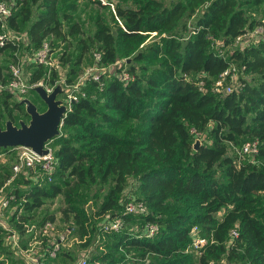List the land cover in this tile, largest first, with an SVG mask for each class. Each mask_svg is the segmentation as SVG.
Listing matches in <instances>:
<instances>
[{
  "label": "trees",
  "instance_id": "trees-1",
  "mask_svg": "<svg viewBox=\"0 0 264 264\" xmlns=\"http://www.w3.org/2000/svg\"><path fill=\"white\" fill-rule=\"evenodd\" d=\"M30 1L38 3L33 17L27 0H21L17 12L4 22L0 19V31L25 24L27 42L20 45L24 52L32 53L49 36L63 38L81 31L78 22L63 29L61 0ZM124 1L115 2V13L100 4L122 24L112 31L97 19L88 38L98 44L100 62L110 64L124 57L116 70L125 69L130 78L125 82L116 72H103L101 83L91 80L93 91L70 101L62 118L64 131L50 139L55 141L57 162L51 178L38 164L26 167L19 171L25 186L8 190L14 206L6 220L10 231L19 234L23 246L33 217L30 211L61 194L66 206L60 211L66 220L72 215L74 232L84 238L82 245L90 244L106 217L123 220L118 230L106 231L111 242L93 250L87 264H230L233 259L264 264V36L234 45L236 35L259 25L264 28V15L251 16L244 0ZM147 37L151 42L139 48ZM13 41L0 45V53L21 51ZM85 46L66 62L79 65ZM2 65L0 74L6 77L9 73ZM26 65L32 69L31 83L44 80L43 63ZM233 66L235 85L228 91L216 88L219 74L227 68L232 72ZM69 72L74 75L78 70L72 67ZM46 82H55V71ZM0 95L6 115L13 119L8 98L14 94L1 90ZM12 103L14 109L23 107L18 98ZM191 128L199 133L196 148ZM253 138L259 140L257 154L229 153V144L239 151ZM9 171L0 172V187ZM33 174L35 178L30 177ZM129 177L135 180V196L126 192ZM86 184H107L98 207L90 211L75 204L78 187ZM129 197L143 201L147 211L124 212ZM54 217L44 215L41 223ZM134 217L142 226L138 232L125 225ZM149 222L158 225L151 236L143 230ZM194 226L197 235L206 238L198 248L192 245ZM233 228L237 235L231 238ZM6 234L0 225V251L23 258ZM49 243L42 251L44 261L55 257L48 254Z\"/></svg>",
  "mask_w": 264,
  "mask_h": 264
},
{
  "label": "rangeland",
  "instance_id": "rangeland-1",
  "mask_svg": "<svg viewBox=\"0 0 264 264\" xmlns=\"http://www.w3.org/2000/svg\"><path fill=\"white\" fill-rule=\"evenodd\" d=\"M3 1L11 4L12 13L17 12L22 4L21 0ZM114 2H116V4H124L125 1L114 0ZM244 2V6L251 16L256 18L264 15V0H261V2L259 3H255L254 0H244ZM26 5L28 6V8H30L33 17L38 11V3L27 0ZM59 7L60 14L64 17L63 29L67 31L70 24H72L73 22H78L81 31L71 34L68 33L63 38L49 36L48 39H46L48 46L50 42H52V44H50L51 50L49 51L48 56L49 62L43 63V66L46 70V75L44 78L45 81L40 80L41 82L38 84H41L44 87H50L57 83H65L66 87L62 84L65 89L63 88V91L58 95V97L63 101H66L68 100L69 93H71V96L77 97L82 92L86 93L88 89L92 90V87L89 85L91 80L87 77L90 67H96L100 74L106 71L109 73H114L117 71V68H121V66L124 64L125 58L121 57L113 63L105 64L103 62H96L93 57V52L96 51L98 44L96 42H92L88 38V36L92 35V33L94 32L96 28V20L100 19L105 21L110 26L112 31H115L117 26L122 24V19L119 17V21L109 8L101 6L100 4L95 3V1L93 0H61L59 3ZM193 20V17L190 18L189 23L192 24ZM189 26L192 27V25ZM4 30L8 31L10 29L8 27H5ZM14 30L17 32V34L15 33L16 36L14 37L13 42H17L19 44L18 46L25 45L26 42L22 40V33L26 32L25 24L23 25L20 22V26ZM153 34H155V32H152L150 36H152ZM151 40V37H147V39L139 45V48H142L141 46H143L146 42H151ZM84 43H86L88 47H84L86 49L84 50L85 52L83 51V56H81V63L79 65L74 63L73 65H69V63L66 61L69 59H74V57L78 56L80 52H82ZM234 45L237 44L234 43ZM21 46V51H19L18 49L17 53L14 54L12 53L11 49L4 50L0 53V63L1 65L3 64L2 66L4 70L8 71L9 65L13 62H20L24 70L26 69V63L28 62L27 57L31 53L24 52ZM150 64L154 63L151 62ZM72 67H75L78 70V72H76L74 75H71V73L69 72L70 68ZM53 71H55V82L53 84L47 83L46 79L51 78ZM68 77L71 78L70 84L66 83V79ZM26 96L35 103L40 111H43L46 108L45 102L40 98L34 88H31L26 93ZM2 98L3 97L0 95V127L5 126V122L7 119H11L16 125H19L21 121L28 122L30 116L25 111L24 104L20 110L13 108L12 102L14 100H17V98L20 99L18 96L12 95L8 98V105L12 106V114L14 116L13 119L6 115V110L4 109L6 108V106L5 103L2 102ZM62 130L64 131V128L61 123L60 133L62 132ZM67 131L68 130L65 129V132ZM242 138H247V136H242ZM54 142L55 141L50 140V145L53 148L56 146ZM228 151L233 155L239 154L238 148H236L232 144H229ZM251 158H254L256 162L261 160V158L257 159L256 157ZM16 160L17 149L15 147L8 151H0L1 174L6 170L9 171L10 165L16 162ZM9 173V180L0 187L1 196H7L8 190H10L13 185H18L20 187L25 186V176L22 174V172L12 174V172L9 171ZM30 177L35 178L36 174H33ZM134 183L135 180L132 177H129L128 184L126 186L127 193L131 191L133 193V190H135ZM106 189L107 184L102 185L101 187L99 184L80 185L77 189L75 204L83 205L89 211L93 210L94 208L98 207L99 201L101 200L103 192L106 191ZM133 195L135 196L134 193ZM65 206V200L63 196L59 194L52 199H47L42 206L30 211L33 217L29 220V228L23 235V239L21 240L24 243L23 247L29 248L31 250H36L37 254H42V251L45 249V246L50 242V240L55 239L62 233L64 234V238L60 242V247L57 251L56 256L53 259H46L45 261L43 260L42 264H76L77 260L83 254L88 258L89 256H91L93 250L104 248L106 247V244H109L111 242V236L106 231L96 230L90 239V244L82 245V243L84 242V238H80L78 234L74 232L72 215L70 214L69 220H66L63 216V213L60 211V208H64ZM13 209L14 206H11L9 204V206L4 210V217L6 218V220H9V218L11 217ZM51 213H54L55 216L53 220L54 230L50 234L42 236L39 231L40 226L42 225V218L44 217V215H48ZM125 225L137 232L142 228V226H140V219L135 217L131 220L126 221ZM11 253H9L10 255H7L8 253H6L5 251H0V260H2L1 264H14L15 260H17V264L27 263L26 260H23L25 259L24 256L22 258L17 254L12 253L14 255L13 257ZM194 253L196 254L197 252L194 251ZM240 262L241 261H235V259H233L230 261V264H241Z\"/></svg>",
  "mask_w": 264,
  "mask_h": 264
},
{
  "label": "built area",
  "instance_id": "built-area-1",
  "mask_svg": "<svg viewBox=\"0 0 264 264\" xmlns=\"http://www.w3.org/2000/svg\"><path fill=\"white\" fill-rule=\"evenodd\" d=\"M101 5H107L110 9L115 13V2L113 0H95ZM11 4L0 1V19L4 22L5 19L12 13ZM115 17L120 21V18L115 15ZM5 26V23L2 24V28ZM194 32V30H192ZM15 30H1L0 31V45L4 44L7 40H13L16 36ZM264 36V28L262 26H256L251 30H247L243 33H240L235 36L234 43L237 45L243 46L244 44H250L254 42L260 37ZM22 40L27 42V33H22ZM49 46L46 40L43 44L34 50L28 57L27 61H37L39 63H48L49 59ZM93 57L96 62H100L102 54L99 50L93 52ZM234 70L230 72L227 68L219 74V77L216 79L215 85L216 88L223 87L224 90H231V88L237 82V70L235 67H232ZM9 75L3 77V74H0V91L7 90L8 92L13 93L19 98L26 96V93L34 88L35 85L40 83L41 81L31 83L29 81V76L25 73V70L20 62H13L9 65L8 68ZM117 76L123 81H128L130 78L129 73L122 69L120 71H116ZM100 72L96 69V67H90L88 72V79L92 81L100 82ZM101 83V82H100ZM65 87L66 84L62 83ZM234 84V85H233ZM56 85V84H55ZM55 85L50 87L45 86L47 91H50ZM64 87V89H65ZM85 92H82L80 95H84ZM68 100L63 101L66 103L69 108L70 101L78 98L75 96H71V93L68 94ZM191 132L195 134V140L198 139L200 141L199 133L195 130V128H191ZM17 149V160L12 164V174L18 173L20 170L26 167L34 168L37 164L40 165L42 170L47 173L48 178H51V173L54 171L56 167V157L54 154V148L50 145V140L44 144V148L47 149L45 154H39L32 150L30 147L18 145L15 146ZM259 151V140L257 138L246 140L241 148L239 149V153L241 155H255ZM9 180V179H8ZM7 180V181H8ZM9 197L0 195V225L3 226L7 230L6 239L7 242L10 243L13 247L17 249L19 253H21L27 264H42L43 263V254H37L36 250H31L29 248L23 247L20 243L19 234L15 231H10V227L6 218L4 217V210L9 205ZM147 207L141 200H137L134 197H129L125 201L124 212L126 213H141L146 212ZM123 225V220L121 217H106L100 222V229L103 231H114L118 230ZM145 235H153L158 228V225L153 222L146 223L143 227ZM54 230V222L47 219L40 226V234L42 236L50 234ZM191 233L193 236L192 245L195 248L201 246L205 241V237H201L196 233V226L192 227ZM237 235L236 228L231 229L230 237L233 238ZM64 238V234L62 233L55 239L50 240V245L48 247V254L51 257L56 256L57 251L60 247V242ZM76 264H87V256L82 255L76 262Z\"/></svg>",
  "mask_w": 264,
  "mask_h": 264
},
{
  "label": "water",
  "instance_id": "water-1",
  "mask_svg": "<svg viewBox=\"0 0 264 264\" xmlns=\"http://www.w3.org/2000/svg\"><path fill=\"white\" fill-rule=\"evenodd\" d=\"M63 88L61 83H57L50 91L41 84L34 86V90L46 104L43 111L29 97H21L19 101L25 105L30 118L28 122L21 121L19 125L7 119L5 126L0 127V147L23 145L39 154H45L47 149L44 144L60 133L62 118L68 110L67 104L58 97ZM198 143L199 140L196 139L195 148Z\"/></svg>",
  "mask_w": 264,
  "mask_h": 264
},
{
  "label": "crops",
  "instance_id": "crops-1",
  "mask_svg": "<svg viewBox=\"0 0 264 264\" xmlns=\"http://www.w3.org/2000/svg\"><path fill=\"white\" fill-rule=\"evenodd\" d=\"M28 63V62H27ZM30 71H32L31 68H28L27 65H26V69H25V73L29 76L30 75Z\"/></svg>",
  "mask_w": 264,
  "mask_h": 264
}]
</instances>
